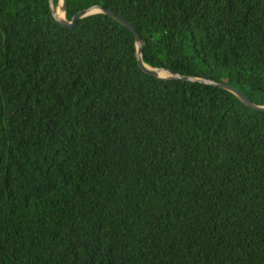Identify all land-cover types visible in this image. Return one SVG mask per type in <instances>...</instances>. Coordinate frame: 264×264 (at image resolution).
<instances>
[{"label": "trees", "instance_id": "trees-1", "mask_svg": "<svg viewBox=\"0 0 264 264\" xmlns=\"http://www.w3.org/2000/svg\"><path fill=\"white\" fill-rule=\"evenodd\" d=\"M66 1L264 106V0ZM135 55L110 16L0 0V264H264V112Z\"/></svg>", "mask_w": 264, "mask_h": 264}, {"label": "water", "instance_id": "water-1", "mask_svg": "<svg viewBox=\"0 0 264 264\" xmlns=\"http://www.w3.org/2000/svg\"><path fill=\"white\" fill-rule=\"evenodd\" d=\"M59 2H61L60 11H62L64 13V17H62V18H59L56 15V12H55L56 6H55L53 0H49V5H50V9H51V12H52V15H53V18L55 19V21L59 25L65 27V28L72 29L75 27L77 21H79L83 18L92 16V15H96V14H104V15L110 16L112 19L116 20L119 24H121L123 27L127 28L134 36L135 47H136V55L135 56H136L137 64L145 74L153 76V77L158 78V79H163V80H170V79H172V80L173 79L174 80H183V81L198 82L200 84L216 86V87L228 90L231 93H233L247 107H249L255 111L264 112V106H257L255 104H253L243 94H241L239 91H237L236 89H234L228 85H225L222 83H216V82L211 81V80L185 77V76L176 74V73L169 71V70H166V69H152V68H149L146 65H144L142 62V48H141L142 40H141L140 35L138 34V32L135 30V28L129 22H127L123 18L117 16L113 11L108 10L106 8H103V7H100V6H93V7L86 9V10L78 12L74 17H72L71 21H68L66 18L67 1L66 0H59L58 3ZM158 72H163L164 75L159 76Z\"/></svg>", "mask_w": 264, "mask_h": 264}, {"label": "bare ground", "instance_id": "bare-ground-1", "mask_svg": "<svg viewBox=\"0 0 264 264\" xmlns=\"http://www.w3.org/2000/svg\"><path fill=\"white\" fill-rule=\"evenodd\" d=\"M60 4H61V2H59L58 5L56 6L55 12H56V15L59 18H62V17H64V13L62 11H60V6H61ZM158 74H159V76H163L164 75L163 72H158Z\"/></svg>", "mask_w": 264, "mask_h": 264}]
</instances>
